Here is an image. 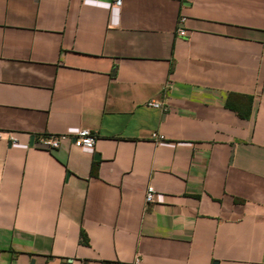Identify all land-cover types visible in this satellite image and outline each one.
Listing matches in <instances>:
<instances>
[{"label": "crops", "instance_id": "obj_1", "mask_svg": "<svg viewBox=\"0 0 264 264\" xmlns=\"http://www.w3.org/2000/svg\"><path fill=\"white\" fill-rule=\"evenodd\" d=\"M114 1L0 0V264H264V0Z\"/></svg>", "mask_w": 264, "mask_h": 264}, {"label": "built area", "instance_id": "obj_2", "mask_svg": "<svg viewBox=\"0 0 264 264\" xmlns=\"http://www.w3.org/2000/svg\"><path fill=\"white\" fill-rule=\"evenodd\" d=\"M120 3L121 0L114 1V5L116 6H119ZM183 19L184 18L181 17L179 21L182 22ZM176 32L180 36L186 34L185 29L181 27H178ZM148 105L155 108L161 107V103L155 100L150 101ZM152 137L156 140H160L163 138V136L156 133H153ZM0 139H7L10 140L12 143H15L17 141L16 138L10 132L2 131V130H0ZM66 139H68V136L66 134H44L37 137V145L51 151L59 148L61 142ZM72 140H73V145L75 147L93 149L96 141V136L90 129L80 128L75 132ZM154 196H155L154 188L152 186H148L144 196L145 203L150 204L154 202ZM116 264H120V263H116ZM132 264H140L139 259L136 258Z\"/></svg>", "mask_w": 264, "mask_h": 264}, {"label": "trees", "instance_id": "obj_3", "mask_svg": "<svg viewBox=\"0 0 264 264\" xmlns=\"http://www.w3.org/2000/svg\"><path fill=\"white\" fill-rule=\"evenodd\" d=\"M80 241H81L82 243H86V242H87V240H86V236L84 235L83 232L81 233Z\"/></svg>", "mask_w": 264, "mask_h": 264}]
</instances>
